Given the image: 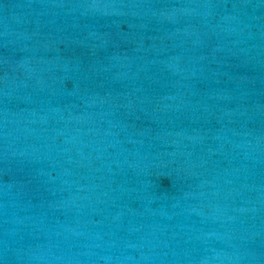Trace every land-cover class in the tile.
Listing matches in <instances>:
<instances>
[{"label": "water", "instance_id": "obj_1", "mask_svg": "<svg viewBox=\"0 0 264 264\" xmlns=\"http://www.w3.org/2000/svg\"><path fill=\"white\" fill-rule=\"evenodd\" d=\"M0 264H264V0H0Z\"/></svg>", "mask_w": 264, "mask_h": 264}]
</instances>
